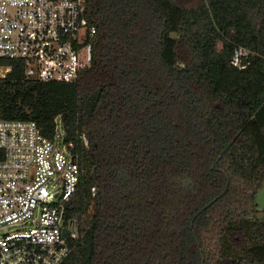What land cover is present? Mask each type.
<instances>
[{"label":"trees","instance_id":"1","mask_svg":"<svg viewBox=\"0 0 264 264\" xmlns=\"http://www.w3.org/2000/svg\"><path fill=\"white\" fill-rule=\"evenodd\" d=\"M85 16L75 82L0 59V119L50 139L61 122L80 161L65 264H264V0H85Z\"/></svg>","mask_w":264,"mask_h":264},{"label":"built area","instance_id":"2","mask_svg":"<svg viewBox=\"0 0 264 264\" xmlns=\"http://www.w3.org/2000/svg\"><path fill=\"white\" fill-rule=\"evenodd\" d=\"M96 34L85 0H0V59L22 62L28 78L75 82L92 63ZM248 54L238 49L234 64ZM10 71L0 68V82ZM64 139L59 121L50 139L35 121L0 119V264H65L76 250L66 206L81 165Z\"/></svg>","mask_w":264,"mask_h":264},{"label":"rangeland","instance_id":"3","mask_svg":"<svg viewBox=\"0 0 264 264\" xmlns=\"http://www.w3.org/2000/svg\"><path fill=\"white\" fill-rule=\"evenodd\" d=\"M5 68H9L10 69V67H5ZM61 134H62V132H61ZM256 203L258 205V209L261 210V211H264V186L259 190V192L257 194ZM69 228L73 229L74 225L70 224ZM17 229L18 228H16V227L10 228L11 231H16Z\"/></svg>","mask_w":264,"mask_h":264},{"label":"water","instance_id":"4","mask_svg":"<svg viewBox=\"0 0 264 264\" xmlns=\"http://www.w3.org/2000/svg\"><path fill=\"white\" fill-rule=\"evenodd\" d=\"M65 234L69 233V231L67 229L64 230Z\"/></svg>","mask_w":264,"mask_h":264}]
</instances>
